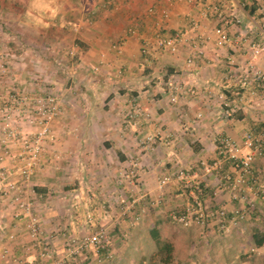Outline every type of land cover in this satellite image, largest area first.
<instances>
[{"label": "crops", "instance_id": "obj_1", "mask_svg": "<svg viewBox=\"0 0 264 264\" xmlns=\"http://www.w3.org/2000/svg\"><path fill=\"white\" fill-rule=\"evenodd\" d=\"M214 2L0 0V53L8 73L0 72V105L5 99L2 88L10 84L22 93L49 90L60 100L61 112L46 144L48 156L56 153L60 159L43 161L26 183L42 194L34 209L43 240L55 257H61V244L68 234L87 223L95 225L84 215L92 214L89 206L96 201L115 206L107 216L95 218L99 224L109 225L106 227H111L114 236L123 222H117L115 214L119 200L139 195H144L147 203L166 199L165 206L154 211L145 207L143 220L147 228L175 235L170 212L191 199L185 194L189 189L183 194L184 188L173 180L175 170L192 167L200 174L201 161L212 160L220 136H229L241 145L247 130L262 134L264 111L259 106L264 90L250 74L247 85L241 81L249 61L264 70V55L251 58L234 38L240 30L258 36L264 26V0H240L244 8H236V13L242 25L231 28V45L217 49L209 44L193 64L185 61L189 54L185 45L172 53L155 42L158 36L173 35L187 27L204 5ZM201 22L210 27L215 19L209 15ZM146 40L149 55L141 50ZM174 95L177 101L171 102ZM230 100L237 110L226 115L218 101ZM135 107L141 111L136 119L131 116ZM148 136L152 140L144 142ZM18 149L12 145L14 152ZM134 162L139 166L137 184L120 185V173L132 168ZM166 175L173 181L159 189L158 182ZM255 175L258 185L246 187L244 194L255 203L252 228L264 229V155L256 158ZM218 177L209 182L203 200L214 209H226L230 218V211L244 204L231 201L227 191L222 194ZM79 210L78 219L72 213L79 215ZM11 214L10 205L0 203V263L2 249L7 248L9 256L2 263L19 264L10 256L20 258L17 254L21 253L29 260L36 253L31 255L30 240ZM9 233H15V240L8 239ZM198 233L185 239L184 245L193 246L195 252L196 247L209 245L217 251L214 245L220 240L212 234L215 232L206 229ZM223 239L233 251L224 254L221 250L213 256L207 252L212 264H247L243 245L258 253L264 248V244L255 247L250 237L245 240L237 234Z\"/></svg>", "mask_w": 264, "mask_h": 264}, {"label": "built area", "instance_id": "obj_2", "mask_svg": "<svg viewBox=\"0 0 264 264\" xmlns=\"http://www.w3.org/2000/svg\"><path fill=\"white\" fill-rule=\"evenodd\" d=\"M187 1L191 2L192 0ZM202 8L199 16L192 17L187 27L176 31L173 35L158 36L155 40L157 46L175 53L180 45H185L189 51L185 61L187 64H193L195 59L202 55L203 47L210 44L214 48L221 49L231 45L233 40L231 28L242 25V19L236 13V8H244L243 3L240 0H216ZM226 10L229 12L227 13ZM209 15L214 17L215 24L205 27L201 18ZM129 32H134V30ZM257 34L258 36H252L240 30L234 38L235 42L247 49L251 58L264 55V26L259 29ZM141 50L147 55L150 54L147 40L143 41ZM2 57L0 53V72L3 75L6 71L2 64ZM228 61L229 64H233L232 58H228ZM244 73L241 81L243 85L248 84L247 74H250L252 80L264 87V70L258 68L253 62L249 61L246 64ZM3 92L5 99L0 105V203L7 202L10 205L12 219L16 225L22 226L30 240V248L36 250L34 260L22 261L19 257L10 256L11 260L22 262V264H69L68 260L71 257L80 256L84 251L93 247L103 249L109 238L102 228L93 233L69 237L66 255L60 258L54 257L53 251L44 242V231L34 209L35 200L41 198L42 194L37 193L26 183L43 161L49 159L51 162L52 158L55 161L60 159L56 153L48 156L46 147L47 142L53 137L52 123L61 112L60 100L55 93L49 90L22 93L12 84L4 86ZM170 100L176 102L177 96H171ZM236 108L235 104L225 108V114L230 115ZM140 114L139 108L135 107L131 116L136 119ZM151 140L152 137L148 136L144 142ZM12 145L19 146L17 152L12 150ZM244 148L248 151L244 152ZM263 151L264 133L258 135L252 130H247L243 134L241 145L229 136H220L217 139L216 154L212 160L201 161L200 174L196 170H192V167L175 170L172 174L173 180L186 188L183 190V194L185 190L189 189L187 192L185 191V194L191 196V199L185 202L182 207L170 212L172 222L181 227L197 226L201 228L210 222H215L226 232L229 226L225 225V221L235 225L245 219L255 209V203L253 200H247L244 189L246 187L252 189L258 185L255 161L257 156L263 154ZM138 173V163L134 162L132 168L129 166L120 173V177L122 181L133 185ZM217 177L219 189L227 191L231 201H240L244 204L241 208H233L230 211V218L226 209H214L207 206L203 200L209 182ZM171 180V176H163L158 182V188L163 189ZM144 197V195H139L133 198L126 207L138 203ZM87 217L90 221L91 214L88 213ZM15 237V233L8 234L9 240H15ZM8 256L9 250L2 249L1 258Z\"/></svg>", "mask_w": 264, "mask_h": 264}, {"label": "rangeland", "instance_id": "obj_3", "mask_svg": "<svg viewBox=\"0 0 264 264\" xmlns=\"http://www.w3.org/2000/svg\"><path fill=\"white\" fill-rule=\"evenodd\" d=\"M6 74H8L7 71ZM261 87H262L261 89L264 90V87L263 86ZM262 93L264 95V91ZM218 102L219 105H221L223 108H227L234 104V101L231 100L229 102H225V101L223 102L218 101ZM251 102L252 101H249V103ZM226 104H228V106H226ZM259 107H260V111L263 112L264 100L260 103ZM236 110L237 108L235 109V111H232L230 114L235 113ZM261 132L263 134L264 129H262ZM262 155H264V151ZM119 183L122 186L124 184L128 186L127 181H120ZM134 184H137V181ZM181 188L183 190L182 186ZM224 193L226 192L222 191V194ZM135 197H128V198L121 197L122 199L119 200L120 205H118L115 214L118 216L117 222L120 223L121 219H123V222L121 225H119L120 229L115 233L114 236H112L110 233L111 227H106L109 225H105V224L101 225L98 223V219L95 218L107 216V214H109L112 208H114L115 206L113 205L111 206L108 203L100 202V201L99 202L96 201L94 202V204H92L93 206H89L90 210L93 211L90 220H93L95 225H92L91 223H87L88 224L87 227L76 228L75 231L74 232L72 231L70 234H68L66 238L68 239L69 237H74V236L78 237L83 234L93 233L97 229L102 228L109 239L106 243V246L103 249H97L96 247H93L92 249L84 251L80 256L71 257L68 260V263L69 264H147L146 262H141V256L148 257L152 252H154L155 243L153 237L151 236V233L148 231L150 228L146 227L147 222L143 220V215L145 214L144 211H146L144 208L147 207L149 208L148 211H154V209L158 206L161 205H162L161 207L165 206L163 202L166 201V199L161 200L160 198H156V199H152L147 203L146 198L144 197L138 203H135L134 205L129 206L127 208L126 206ZM158 200H161L162 203H158ZM252 212H250L245 219H243L241 222H238L235 225L230 224V222L228 221H225V225H228L230 227L226 232L223 231L221 228H219V224L215 222H210L208 226H205L203 228L199 227L200 229L196 226L181 227L176 225V227L173 229L176 233L175 235L172 236H169V233H171L170 231L167 230L165 231L163 229L160 230L161 233L160 236L162 238L170 237V239L176 245L175 257L172 264H212L211 260L207 258L208 257L207 255L210 254H212V256L213 254L218 255L221 250L223 251L224 254L227 252L230 253V251H233V246H229L228 244H230V242L225 241L223 237L230 236V238L233 239L235 234H237L243 237V239L247 240L250 232L249 228L255 226L252 225V221H253ZM78 213L79 215L77 213L76 214L72 213V214L73 216L75 215L78 216L77 218L79 219L81 216L80 210L78 211ZM87 214L88 213H85L84 217L88 219ZM261 224L264 225V216H263V221H261ZM232 227H234V229H232ZM206 229H208L211 233L215 232L212 234H214V236H216L220 240L219 244L214 245V249H216L217 251L214 252L213 247L209 245L208 247H204V248L202 246L199 248L198 246L196 247L197 250L195 252L193 246L184 245V241H186L188 237L190 238L195 234L197 235L199 234L198 231H202V230L205 231ZM211 233H208V236H213ZM61 246L63 251L60 256L64 257L66 255L67 240L65 243H62ZM243 248H244L243 251L247 256V260H249L248 261L249 263L247 264H264V259H263L264 248L262 249V251H260V253H258V251L253 248L251 249V246L249 245H243ZM32 250L33 251L31 253L33 254L31 255H34L36 253V250L34 249ZM188 250L189 252L186 253L185 256V252ZM207 252L210 254H207ZM234 252L236 253V249H234ZM17 256H20L22 261L25 260V256L22 255L21 253H18ZM7 258L8 257L3 258V261L7 262L6 261ZM35 258L36 255L34 258L32 257V259L29 260H34ZM2 262L0 264H7ZM19 264H22V262ZM156 264H161V263H156ZM213 264H223V263L214 262Z\"/></svg>", "mask_w": 264, "mask_h": 264}, {"label": "trees", "instance_id": "obj_4", "mask_svg": "<svg viewBox=\"0 0 264 264\" xmlns=\"http://www.w3.org/2000/svg\"><path fill=\"white\" fill-rule=\"evenodd\" d=\"M149 232L154 239L155 251L148 257L141 256V262H146L147 264H172L176 252L174 242L169 237L162 238L160 230L156 228L150 229ZM249 237L252 239L255 247H261L264 244V229L252 228L249 232Z\"/></svg>", "mask_w": 264, "mask_h": 264}]
</instances>
